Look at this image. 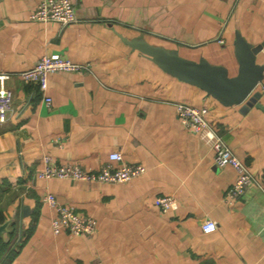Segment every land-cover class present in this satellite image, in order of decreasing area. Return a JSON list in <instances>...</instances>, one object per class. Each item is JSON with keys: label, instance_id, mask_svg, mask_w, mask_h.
I'll list each match as a JSON object with an SVG mask.
<instances>
[{"label": "crops", "instance_id": "1", "mask_svg": "<svg viewBox=\"0 0 264 264\" xmlns=\"http://www.w3.org/2000/svg\"><path fill=\"white\" fill-rule=\"evenodd\" d=\"M40 1L0 0V73L11 74L5 84L13 92L0 121V224L8 221L1 237L19 241L10 264H264V79L262 106L243 112L167 73L121 36L205 57L236 75L238 31L262 45L264 65V0H81L67 25L31 19ZM51 53L91 71L53 72L45 92L17 74ZM178 101L207 106L259 182L229 199L234 167L217 166L210 142L179 122ZM114 151L145 173L121 183L39 175L45 154L97 170ZM47 193L95 217L98 231L55 234ZM163 194L178 207L157 206ZM208 218L217 222L212 232L202 229Z\"/></svg>", "mask_w": 264, "mask_h": 264}, {"label": "built area", "instance_id": "2", "mask_svg": "<svg viewBox=\"0 0 264 264\" xmlns=\"http://www.w3.org/2000/svg\"><path fill=\"white\" fill-rule=\"evenodd\" d=\"M81 0H41L31 13V19L35 21H55L61 25H67L77 20V5ZM222 42V40H220ZM85 72L91 71L89 63H80L63 56L60 53L45 54L38 59L32 67L19 71L17 74L25 81L39 84L45 92L49 86V75L53 72ZM10 73H0V121H6L12 109L13 92L9 89L5 80L10 78ZM264 89V87H263ZM47 103L52 102V97L44 96ZM179 122L192 132L205 137L214 151L217 166L231 165L236 171V179L227 190V196L233 200L243 195L258 178L248 165L238 157L231 145L219 134L217 128L207 118L209 109L207 106H197L191 103L175 102ZM44 168L39 172L41 177H57L69 180L99 181L106 183L128 182L143 175L145 165L141 163L124 162L123 154L114 151L110 154V162L97 170L85 169L75 162L57 163L49 154L42 158ZM117 161L119 164H115ZM43 201L53 210L51 227L55 234L69 233L72 235L90 236L98 231V221L90 214L77 211L75 206L60 202L52 193L43 196ZM154 203L163 211L178 207L176 197L171 194H163L154 198ZM205 232L217 229V222L208 218L202 224Z\"/></svg>", "mask_w": 264, "mask_h": 264}, {"label": "water", "instance_id": "3", "mask_svg": "<svg viewBox=\"0 0 264 264\" xmlns=\"http://www.w3.org/2000/svg\"><path fill=\"white\" fill-rule=\"evenodd\" d=\"M121 36L132 48L141 51L164 71L181 81L200 87L224 105L242 104L243 112L255 104L262 106L258 103L261 96L258 85L264 79V65L257 62V54L262 45H253L239 31L235 39V54L239 62L236 75H230L226 66L213 64L205 57L193 60L181 56L176 48L150 43L143 36ZM28 209L26 205L24 212ZM7 225L8 221L0 224V236Z\"/></svg>", "mask_w": 264, "mask_h": 264}, {"label": "trees", "instance_id": "4", "mask_svg": "<svg viewBox=\"0 0 264 264\" xmlns=\"http://www.w3.org/2000/svg\"><path fill=\"white\" fill-rule=\"evenodd\" d=\"M1 191V190H0ZM2 192H0L1 198ZM19 249V241L14 237L4 240L0 236V264H10V261L17 255Z\"/></svg>", "mask_w": 264, "mask_h": 264}]
</instances>
